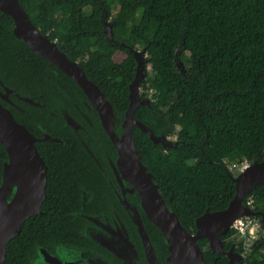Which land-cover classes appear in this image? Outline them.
<instances>
[{
    "label": "trees",
    "instance_id": "obj_1",
    "mask_svg": "<svg viewBox=\"0 0 264 264\" xmlns=\"http://www.w3.org/2000/svg\"><path fill=\"white\" fill-rule=\"evenodd\" d=\"M20 2L36 27L56 39L105 90L117 115V131L122 130L137 66L133 53L120 43L145 49L151 72L142 82V97L151 90V106L140 105L136 117L157 134L175 133L180 143L166 149L135 127L143 162L190 232L197 231L196 219L208 208L216 211L228 206L236 193L231 166L264 159V0ZM105 20L111 22L112 38L106 33ZM12 23V17L0 10L1 80L21 95L35 94L38 88L47 99L59 95L57 85H46L49 75L58 82L49 60L18 40L10 29ZM118 50L125 52L121 61L115 59ZM30 110L35 116L36 110ZM100 132L112 149L105 131L100 128ZM65 151L45 156L44 212L28 218L9 241L6 264L33 262L38 242L49 245L69 236L82 241L78 220L66 213V206L80 204L78 185L58 183L57 175L74 167L72 159L67 165ZM7 158L0 144V175ZM86 187L93 189L88 182ZM94 192L100 202V195L108 194L103 183ZM247 198L255 210L264 212V185L254 187ZM143 217L158 257L166 258L165 237ZM235 233L231 228L222 235L226 250L233 247L243 254L235 264H264V232L246 252ZM199 244L207 264H228V258L216 253L207 238H200Z\"/></svg>",
    "mask_w": 264,
    "mask_h": 264
},
{
    "label": "water",
    "instance_id": "obj_2",
    "mask_svg": "<svg viewBox=\"0 0 264 264\" xmlns=\"http://www.w3.org/2000/svg\"><path fill=\"white\" fill-rule=\"evenodd\" d=\"M0 10L12 17L10 27L13 35L25 42L35 53L59 66L70 75L86 92L100 113L103 127L118 150V159L114 170L123 181L132 184L140 196V206L147 218L159 227L168 244L167 261L170 264H207L200 238H207L209 245L216 252L228 258V264H235L243 258V254L233 247L224 248L222 235L228 232L235 221L244 216H258L264 224V212L255 210L247 196L254 187L264 185V159L245 162L236 173L231 174L236 193L228 206L221 210L207 211L197 217L195 233L190 232L176 210L168 204L163 190L153 172L143 162L138 149L134 128L148 134L155 144L164 148L176 147L180 141L169 138L165 134H157L152 127L136 117L140 105L151 106L150 95L142 97L141 84L148 72L145 49H136L125 43L133 53L136 61V73L129 84V105L124 114L123 132L118 135L115 130L117 115L105 90L87 75L79 61L71 59L58 45L57 40L43 33L31 20L20 0H0ZM106 33L112 38L110 20H105ZM0 97L8 100L13 93L26 102L32 99L21 96L15 89L7 86L0 78ZM183 143H185L183 141ZM0 144L8 153L3 162L0 175V264H6L7 245L17 236L23 223L31 216L42 213L41 206L46 197L48 180L47 165L36 146L33 133L19 122L11 111L0 100ZM124 201V200H123ZM134 207V206H133ZM133 220L140 233L146 258L149 264H160L155 245L146 227L145 219L139 209H133ZM91 239L99 240L86 232ZM67 251V250H65ZM69 253L53 255L45 248L39 249L47 264H112L104 256L90 250L68 249ZM75 259V260H71ZM34 262V261H33Z\"/></svg>",
    "mask_w": 264,
    "mask_h": 264
},
{
    "label": "flooded vegetation",
    "instance_id": "obj_3",
    "mask_svg": "<svg viewBox=\"0 0 264 264\" xmlns=\"http://www.w3.org/2000/svg\"><path fill=\"white\" fill-rule=\"evenodd\" d=\"M49 67L55 72L59 84L54 81V76L49 75L46 85L48 86L49 83L57 85L61 90L59 95L47 99L46 92L38 88L37 94L21 95L18 92L21 96L31 98L30 103L13 93L8 95V100L2 97L0 100L4 105L9 106L18 121L33 133L37 149L45 163V156L57 153L56 150L67 151H65L67 165L72 159L70 164L74 167L57 176L60 186L69 182L78 185L80 204L76 203L73 207L66 206L68 209L66 213L74 215V218L78 220L77 232L82 235L83 239L81 241L74 236H69L66 241L52 242L49 245L38 242L34 262L30 264H47L39 253V249L42 248L53 255L60 256L61 254L67 256L69 248L81 251L90 250L104 256L112 264H149L140 233L132 217L135 206L142 216L145 214L140 206V196L137 190H132V184L125 180L122 181L114 170L119 156L118 150L103 127L99 111L70 75L52 62ZM143 92L141 84V93ZM149 92L151 98L152 92L151 90ZM31 108L36 110L35 116L30 113ZM123 122L124 120L121 123L122 130L117 131L115 126L118 135H121L124 130ZM100 128L110 139L112 149L106 146ZM168 137L177 139L175 133ZM86 182L91 183L94 190L99 183L104 184L108 194L100 195L102 202L96 200L94 190L88 189ZM43 205L41 206L42 213L44 212ZM86 232L93 234L100 241L91 239ZM236 242L239 243L240 240L237 239ZM61 258L64 261H70L62 256ZM161 258H159L160 264H169L167 256ZM86 264L89 263L86 262Z\"/></svg>",
    "mask_w": 264,
    "mask_h": 264
},
{
    "label": "built area",
    "instance_id": "obj_4",
    "mask_svg": "<svg viewBox=\"0 0 264 264\" xmlns=\"http://www.w3.org/2000/svg\"><path fill=\"white\" fill-rule=\"evenodd\" d=\"M235 237L244 242L245 252L255 244L264 232L263 223L258 216H244L237 219L233 227Z\"/></svg>",
    "mask_w": 264,
    "mask_h": 264
},
{
    "label": "rangeland",
    "instance_id": "obj_5",
    "mask_svg": "<svg viewBox=\"0 0 264 264\" xmlns=\"http://www.w3.org/2000/svg\"><path fill=\"white\" fill-rule=\"evenodd\" d=\"M124 57H125V52L122 51V50H118V51L116 52V54H115V59H116L117 61H121ZM177 64H178V65L180 66V68H182V69H185V68H186L184 62H183L182 60H180V59H178V63H177ZM150 72H151V67H150V65H149V66H148V72H147V73H150ZM172 139H175V138L172 137ZM244 164H245V162L242 163V164H240V165H234V166H231V170H232V172H233V173H236V171H237L239 168H241V166L244 165ZM235 238H236V237H235Z\"/></svg>",
    "mask_w": 264,
    "mask_h": 264
}]
</instances>
